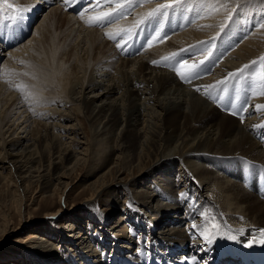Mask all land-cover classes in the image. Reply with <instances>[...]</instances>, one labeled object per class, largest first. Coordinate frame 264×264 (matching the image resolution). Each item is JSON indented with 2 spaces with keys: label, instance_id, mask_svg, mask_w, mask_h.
Listing matches in <instances>:
<instances>
[{
  "label": "bare ground",
  "instance_id": "obj_1",
  "mask_svg": "<svg viewBox=\"0 0 264 264\" xmlns=\"http://www.w3.org/2000/svg\"><path fill=\"white\" fill-rule=\"evenodd\" d=\"M173 1L133 4L123 18L117 13L111 21L89 26L85 20L115 4L93 0L75 12L65 0H0L1 23L14 6L30 7L35 14L28 41L12 45L0 40V179L12 181V174L18 184L36 182L47 200L58 195L61 202L73 187L75 169L84 166L88 174L78 180L92 191L88 201L108 192L113 205L110 217L95 209L47 213L48 224L31 226L22 256L6 254L0 264L264 260V107H257L264 105V76L259 80L253 72L256 63L241 67L264 52V31L249 36L246 30L241 46L229 54L253 9L242 8V18L237 16L217 38L211 36L222 28L229 4L246 2L217 0L214 11L216 3L207 0ZM172 2L168 16H158L154 25L152 20L136 24L144 13ZM187 14L203 18L196 21L201 28L181 26ZM256 21L257 15L250 22ZM144 37L145 45L128 54L127 40L139 43ZM222 51L227 58H219ZM172 53L178 55L163 59ZM171 60L180 62L170 65ZM183 61L187 64L181 67ZM193 64H200L197 75L182 79L180 73L187 74ZM247 85H254L252 93ZM21 128L25 136L19 135ZM99 143L105 148L96 151ZM8 168L9 176L3 174ZM94 171H101L96 179ZM121 196L137 203V209L121 207ZM65 220L66 228L59 229ZM213 223L220 230L212 232L209 243L200 232L211 231ZM217 240L229 246L220 248Z\"/></svg>",
  "mask_w": 264,
  "mask_h": 264
},
{
  "label": "rangeland",
  "instance_id": "obj_2",
  "mask_svg": "<svg viewBox=\"0 0 264 264\" xmlns=\"http://www.w3.org/2000/svg\"><path fill=\"white\" fill-rule=\"evenodd\" d=\"M207 1H211V2L216 3V7H214V9H213L214 11H216L217 10L216 9L217 8V0H216V2H215V0H207ZM173 2H175V1H173ZM237 2H246V3L236 4L235 6H233V4H229L228 8H226V11L224 12L225 18H224V20H222L223 22L221 23L222 28H220L218 31H216L211 36V38H217L221 32H223L225 29H227L230 26L231 22L237 16L240 18L243 17V9L245 11H251L250 9H248V7L252 8L254 12L253 13L250 12V13H247L245 15V22H247L248 26L246 27L245 30L240 31L238 33V35H236L234 37L235 39L233 38L234 41H232V43H231L232 47H230V50L228 51L229 54L232 53V51H235L234 49H237L238 47L241 46V43H239L240 42L239 40L242 37L246 36V35H243L246 32V30L248 32L247 35H249V32H250V35L251 34L254 35V33L257 31H260L261 34L263 33L262 31H264V27H262V25H264V12H263L264 11V0H238ZM240 6H241V8H239ZM258 9H259V12H257ZM213 10L211 12H213ZM93 11H91V14H93ZM63 13H64V11H63ZM213 13H211V14L213 15ZM235 14H237V15H235ZM212 15L208 16V18L211 17ZM230 15L232 17V20L228 19V17ZM251 15H252V17H251ZM253 15L254 16L257 15V21L255 22V23H257L256 25L254 23L250 22L251 18L254 17ZM167 16L168 15H165L162 17H167ZM138 17L139 16H136L134 18H138ZM191 17H192V15L189 16V14H187L185 16V19H183L185 22H183V20H182L183 23H181V26H184L185 24H186L185 26H189V24L190 25L193 24V27L201 28V26H202L201 23L203 22L204 19L198 18L197 16H195V17L193 16L192 17L193 21H192L191 19L189 20V18H191ZM194 18H195V20H194ZM162 19H165V18H162ZM198 20L200 22L201 21L202 22L199 24H196V21H198ZM227 21H228V24H227ZM224 27H226V28H224ZM253 30H254V32H252ZM31 36H32V34H31ZM216 43L218 45V42L216 40L214 42L212 41V45L213 44L214 45L211 47H210V43H209V47L211 48V52H214L213 49L217 48V46L215 45ZM234 43H235V45H234ZM215 51H216V49H215ZM219 55H222V56H219V58L221 57V58L225 59L228 57V56H225V51H222L221 54H219ZM261 57H264V52L261 53L259 55V57L254 58L252 61H250V63L247 62L248 64L245 63L241 66V67H244V65H249L253 61H256V64H255L256 66H253L254 67L253 72L256 73L255 75L258 76L259 80H262L263 76H264V75H262V74H264V61H262L260 59ZM224 59L221 60V63L224 61ZM177 62L179 63L180 60L179 61L178 60L177 61L171 60L170 65H172V64L175 65ZM234 80L236 81V78L233 79L232 81L235 82ZM253 88H254V85L248 86V89H249V91H251V93L253 92ZM244 90L246 91V89H244ZM246 93H247V91H246ZM69 106H72V105H69ZM22 121L23 120H21V122ZM21 122L19 121V123H21ZM85 127L88 131V134L90 135L89 137L92 138V134L90 132L91 130L88 128V125L85 124ZM24 131H25V129L21 128L19 130V132H20L19 135L25 136L26 134L24 133ZM111 143L112 142L110 140L109 143L108 142H107V144L105 143V146L110 145ZM101 144L102 143H99L98 146L96 145L97 147L95 146L94 149H97L96 151H99V149L101 148V146H100ZM104 148L105 147L103 144L101 149H104ZM38 149L41 150V147H39ZM101 151L102 150H100V152ZM45 159H47V157H45ZM6 166H8V165H6ZM88 170H89L88 167H84V166H78L75 169V171L71 177L72 182H73V187L66 192L67 195L64 196V198L61 202L59 201L60 197L58 195H55L54 201L50 202L49 199L47 200L46 194L41 189V186L38 185L36 182H28L26 180L24 183L22 182V183L18 184L14 181L15 178L13 177L12 174H11V180L12 181H8L7 179H4V178L0 179V263L3 262L2 259H3V257H5L6 254H11L12 252H17L18 253L17 257L22 256V253L19 254L20 253L19 251H21L22 249H26L28 247L29 241L31 240V238H30L31 234L30 233L33 231V230H31L32 229L31 226L36 224V223H41V222H43L44 224L45 223L48 224V222L51 219L48 218V219L44 220V218L46 217V214L49 212L56 211L59 208L63 209L64 211H67L69 213L70 212L76 213V212L83 211L86 209L87 210L95 209L97 213L103 212V214L105 213V215L107 217L112 216L111 214H108L109 213L108 209L110 210L111 208H113V205L109 204L111 196L108 192H105L103 195H101L99 197H95V200L88 201V198L91 196L92 191L89 188H86L87 184H84L83 182H81V180H82L81 178H83V176H86L88 174ZM9 171H10V169L8 168L7 170H5V172L3 174L9 176ZM92 173L94 175L93 179H96L100 175L101 171H94ZM123 176H125V175H123ZM109 178L110 177H108V179ZM78 179H81V180H78ZM120 185L117 186L116 188H114V189H117V190H115L116 194H120L119 193ZM129 188L138 189L137 185L134 187H129ZM55 191L60 192V189L55 190ZM113 194H115V193H113ZM121 197L123 200H125V202H123V204H122V202L120 203L121 207L123 206L129 210H130V208L133 210L137 209V206H138L137 203L135 204L134 201H132L130 199H128V200L125 199L124 196H121ZM235 219L237 221L241 220L240 217H237ZM66 220H68V219H66ZM66 220H65V222H61V226L63 225V227L62 228L59 227V229L66 228L67 222H69ZM138 221L139 220H137V223H138ZM9 222H11L12 224L6 225V223L9 224ZM242 222H247V219L243 218ZM183 223H181V225H180L181 227L184 226ZM55 228L56 227L53 228L54 232L60 231V230H55ZM163 228H164V226H163ZM64 235H66V238L68 239V237H69V236H67V235H69L68 231H67V233L65 231ZM101 237H102V235L97 233L96 238L102 239ZM217 241L219 242L220 248L225 249L229 246L227 243L221 242V240H217ZM194 253H196V252H194ZM108 256H111L110 258L112 259V262L116 263V258L114 256L113 252H109ZM113 257L115 259H113Z\"/></svg>",
  "mask_w": 264,
  "mask_h": 264
},
{
  "label": "snow or ice",
  "instance_id": "obj_3",
  "mask_svg": "<svg viewBox=\"0 0 264 264\" xmlns=\"http://www.w3.org/2000/svg\"><path fill=\"white\" fill-rule=\"evenodd\" d=\"M70 0H65V3H69ZM108 3L110 4H115V8L111 11L108 12H104L101 13L100 15L96 16V17H89L87 20H85V23L88 24L89 26H93L96 23H101L103 21H111L112 18L119 13V17L118 18H123V12L125 9L127 8H131L133 7V4H135V6H140L142 3L147 2V0H107ZM183 0H175V3H182ZM99 3V0H98ZM175 6L174 3H163V4H159L156 8L149 10L148 12L144 13L141 17V19L137 20L136 24L140 25L143 24L149 20H153L156 19L158 16H165L167 15V10L171 9ZM8 7H12V5H8ZM20 11V15L18 16L19 20L23 19V15L22 12L26 11V10H18ZM11 19V18H10ZM81 19H84V15L83 13L81 14ZM229 20L232 19L231 15L228 17ZM262 27H264V25H262ZM121 31H125V30H121ZM119 34V32L117 33ZM106 35L109 36V38L111 39H115V36L112 33H106ZM178 54L177 53H172L170 54V57H164L163 59L167 60L169 58H175ZM262 61H264V57L260 58ZM21 63H23V61H21ZM153 63H157L156 61H153ZM256 61H253L252 64H255ZM187 64V61H183L181 63V67H183L184 65ZM200 64H203V61L200 62ZM200 64H193V65H188V73H180L181 78L182 79H187L190 76H194L197 75V69L199 68ZM249 65H244V68H248ZM244 69H239L238 71L243 72ZM178 73L180 72V69L177 68ZM0 74H3V68L2 66H0ZM231 76H235V73H231ZM17 87L19 88L20 86L17 85ZM199 90V89H198ZM260 95H264V92H261ZM257 107H264V105H258ZM235 114V113H234ZM181 198H186V194L181 193L180 194ZM196 225H193V228H196ZM210 229L209 228H205L204 230H202L200 232V235L203 236L206 240H208L209 243H211V235L212 232L214 231H219L220 230V225L213 223L212 225H210ZM261 235L264 236V230H261ZM232 239H235V236L230 237Z\"/></svg>",
  "mask_w": 264,
  "mask_h": 264
},
{
  "label": "trees",
  "instance_id": "obj_4",
  "mask_svg": "<svg viewBox=\"0 0 264 264\" xmlns=\"http://www.w3.org/2000/svg\"><path fill=\"white\" fill-rule=\"evenodd\" d=\"M197 255V254H196Z\"/></svg>",
  "mask_w": 264,
  "mask_h": 264
}]
</instances>
